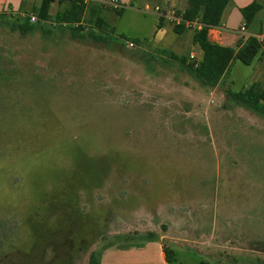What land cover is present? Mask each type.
Segmentation results:
<instances>
[{
	"label": "rangeland",
	"instance_id": "1",
	"mask_svg": "<svg viewBox=\"0 0 264 264\" xmlns=\"http://www.w3.org/2000/svg\"><path fill=\"white\" fill-rule=\"evenodd\" d=\"M41 3L0 0V264H87L92 251L101 264L114 247L157 264L150 231L169 264H264V117L227 95L264 83V59L205 87L159 45L120 37L144 39L154 14L104 15L106 42L53 21L22 34ZM192 37L166 49L188 56Z\"/></svg>",
	"mask_w": 264,
	"mask_h": 264
},
{
	"label": "trees",
	"instance_id": "2",
	"mask_svg": "<svg viewBox=\"0 0 264 264\" xmlns=\"http://www.w3.org/2000/svg\"><path fill=\"white\" fill-rule=\"evenodd\" d=\"M231 0H188V5L183 12L178 14L182 17V22L174 24V33L183 35L185 32L193 30V44L199 46L202 51L198 66L189 61V55H180L166 48L159 49L160 52L166 53L170 58L175 60L180 68L192 75L202 86L216 88L224 76H226L236 61H240L245 65H252L257 59L262 60V44L255 36H249L246 40L239 42L236 46H224L212 41L209 37L210 30L220 26L222 16L226 6ZM63 5L69 3L68 7L57 11L55 15L51 13L54 4ZM87 4L82 0H42L39 7L34 8V13L38 18L36 23L53 21L59 24L62 29L68 28L73 39H93L100 42H106V30L115 33V27L111 26L102 16H98L95 21H91L89 17H85ZM103 7V6H102ZM264 10V0H255L248 6L241 9V13L245 19L246 25L251 28L255 23L259 22V15ZM116 13L121 16L125 9L117 8ZM5 16V15H1ZM94 23L96 28L89 29L87 23ZM10 23V21H8ZM30 24H18L22 34H27L33 30ZM163 18H160L158 28L162 27ZM191 23L201 25V29L192 27ZM261 23V22H260ZM13 28L16 22L10 23ZM261 32V29L260 31ZM47 34V32H46ZM125 41H133L136 47L132 49L151 48L152 40L139 38H127L120 35ZM227 95L237 105L252 111L253 113L264 117V83L256 81L250 86L240 91H234L232 88L227 90ZM107 159V158H106ZM114 163V162H113ZM109 163V164H113ZM38 231V230H37ZM40 231H38V235ZM148 239H157L158 235L150 231L147 235ZM165 254L168 263H171V251L165 247ZM87 264H100V258L91 252ZM200 264H226L222 262L200 263Z\"/></svg>",
	"mask_w": 264,
	"mask_h": 264
},
{
	"label": "crops",
	"instance_id": "3",
	"mask_svg": "<svg viewBox=\"0 0 264 264\" xmlns=\"http://www.w3.org/2000/svg\"><path fill=\"white\" fill-rule=\"evenodd\" d=\"M103 0H89L86 7L85 17H89L91 21H95L97 17L100 15L104 17V15L109 14L113 15L112 12H116V8L106 5L102 3ZM120 7L124 8V13L119 16L123 18L127 13L131 11H141L144 13H152L155 15L154 23L150 27L149 34L140 40L149 39L152 40V45H159L162 48H168L169 45L172 43L175 35L174 33V26L168 20L166 15L168 12L173 9L176 12H183L187 5L188 0H118ZM255 0H231L229 4L226 6L222 21L220 26L210 30L209 37L212 41L224 45V46H236L239 42L246 40L248 37L247 35H258L264 34V10L259 15V22L255 23L253 27L249 28L245 24V19L241 13V9L248 6ZM57 4V3H56ZM54 4V5H56ZM66 6H69V3H64ZM63 4V5H64ZM103 6V7H102ZM155 6H160L161 9L164 11V16L159 13L154 12L153 10L149 12H145L146 7L154 8ZM15 15L12 11H4L1 15ZM160 18H163L162 27L158 28V23ZM105 19V17H104ZM261 22V23H260ZM246 25V35L241 33V28ZM116 29V28H115ZM261 29V32H259ZM193 32L194 31L190 30ZM138 38V37H135ZM192 44H193V37H192ZM194 49H196V53L200 58L202 56V51L199 46L194 45ZM164 236H159L157 239H145L142 242L143 249H145L144 254H148L149 260L155 259L157 260V264H169L166 259L165 254V247L164 244ZM244 241V240H242ZM131 244V243H130ZM133 245V244H132ZM131 245V246H132ZM251 248V249H250ZM136 249H120L119 247H114L108 249L104 252L101 264H136ZM241 250H245L246 252H259V250H253L252 246L242 248Z\"/></svg>",
	"mask_w": 264,
	"mask_h": 264
},
{
	"label": "built area",
	"instance_id": "4",
	"mask_svg": "<svg viewBox=\"0 0 264 264\" xmlns=\"http://www.w3.org/2000/svg\"><path fill=\"white\" fill-rule=\"evenodd\" d=\"M82 2L84 4H87L89 2V0H82ZM103 4H106V5H110L114 8H119L120 7V4H119V1L118 0H103L102 1ZM153 10L154 12L156 13H159L161 14L162 16H164V11L161 9L160 6H155L154 8H151V7H146L145 8V12H149ZM166 17L168 18V20L174 25V24H179L182 22V17L178 14V12H176L175 10L171 9L169 12H168V15H166ZM38 18L36 15L32 14L30 16V21L32 23H35L37 22ZM246 24V23H245ZM192 27H195L197 28L198 30L201 29V25L197 24V23H191ZM216 28V27H215ZM214 29V28H213ZM241 33L243 34H247L246 33V25H244L241 30H240ZM248 37L251 36V35H247ZM252 36H255L258 41L262 44V52H263V58H264V34H258V35H252ZM129 47H136V44L135 42L133 41H129ZM189 61L194 63L195 66H198L199 62H200V58L198 57L197 53L196 52H191L190 55H189Z\"/></svg>",
	"mask_w": 264,
	"mask_h": 264
}]
</instances>
